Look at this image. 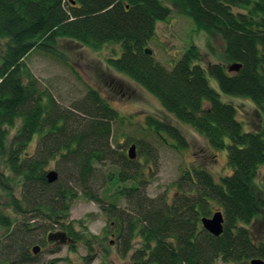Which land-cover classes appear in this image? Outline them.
<instances>
[{
  "label": "trees",
  "instance_id": "trees-1",
  "mask_svg": "<svg viewBox=\"0 0 264 264\" xmlns=\"http://www.w3.org/2000/svg\"><path fill=\"white\" fill-rule=\"evenodd\" d=\"M167 1L178 4L197 29L220 35L227 63L240 64V71L233 74L221 64L204 68L195 48L172 70L147 54L157 23L172 16ZM63 39L95 48L119 46L110 66L156 96L168 113L200 132L213 149L226 151L233 175L217 182L209 171L194 166L183 172L171 203L146 196L149 171L113 148L112 124L118 116L101 95L92 90L66 108L40 90L25 63L34 51L59 57L56 47ZM0 40L7 41L0 65V152L6 151L16 130L7 164L22 179L24 204L18 198L10 201L22 220L0 214L6 231L0 238V263H32L30 246L38 225L32 221H50L46 230H56L53 217L69 209L79 191L113 217L119 253H132L134 264H214L219 259L250 264L264 258L263 243L248 228L264 209L253 186L264 165V0H0ZM222 94L251 100L263 120L261 127L246 130L236 106L224 103ZM147 126L165 142L168 136L178 148L187 147L175 126L152 117ZM35 138L37 147L30 153ZM146 155L157 164L155 147L149 145ZM52 163L59 179L51 184L47 175ZM105 163L113 170L101 174L98 168ZM5 184L0 173L3 190ZM101 188L110 200L98 195ZM122 201L125 207H119ZM214 203L225 221L220 236L202 223ZM67 232L72 245L84 241L90 248L98 240H86L73 229Z\"/></svg>",
  "mask_w": 264,
  "mask_h": 264
},
{
  "label": "rangeland",
  "instance_id": "rangeland-1",
  "mask_svg": "<svg viewBox=\"0 0 264 264\" xmlns=\"http://www.w3.org/2000/svg\"><path fill=\"white\" fill-rule=\"evenodd\" d=\"M167 5L173 10L172 16L167 21L157 23L156 34L147 44V49L152 51L151 56L156 62L167 70H172L187 51L195 48L200 55L198 63L204 68L215 64L228 67L233 65L227 63L226 44L220 35L197 29L193 20L182 14L178 4L167 1ZM6 44V40H0V65L6 58ZM56 50L60 54L59 57L34 51L25 59L41 86L40 90L49 92L66 108H71L73 104L83 100L90 91L98 92L118 116L112 124L113 148L119 147L120 151L129 157V150L135 145L137 166L141 169L145 165L146 171H149L147 183L143 186L146 196L164 197L171 203L177 195V183L181 180L183 172L191 170L194 166L209 171L217 182L233 175L226 151L213 149L200 132L168 113L156 96L110 66L109 59L118 55L119 46L95 48L63 39L57 43ZM208 79L212 87L220 91L216 81L210 76ZM222 101L236 106L238 119L246 123V130L261 127L263 120L256 113L257 108L251 100L222 94ZM150 117L175 126L185 138L187 147L178 148V143L168 136H165L168 143L160 139L147 126V119ZM15 133L16 130H13L9 135L6 151L0 152V173L6 178L3 187L6 189L3 190L0 186V214L22 220V216H17L16 209L10 204L14 198H18V203L24 206L21 200L22 179L11 174L7 164ZM149 145L158 151L157 164L147 161ZM36 147L37 138L29 148L30 153H33ZM98 169L101 174L113 170L107 163ZM48 170H56L55 163H52ZM253 186L257 197L264 201V165L260 166ZM104 189L101 188L98 195L104 200H110L111 195L105 194ZM78 196V199L70 201L69 209L53 217L54 222L51 224L56 230H46L50 221H32L38 225L34 227L36 237L30 250L35 246H40L41 249L37 254L32 252L34 260L30 264H134L132 253L127 257L119 253V229L114 224L113 217L104 211L101 204L87 199L83 191H79ZM219 206L217 203L213 204L210 217L217 211H222ZM119 207H125L123 201ZM261 213L248 228L252 237L258 242L261 240L264 245V209ZM224 224L225 221L223 227ZM69 229H73L78 235L81 234L86 240H93L94 237L98 240H93L90 248L84 241L74 245L54 246L47 240L50 233ZM4 233L6 231L0 226V238ZM87 258H90V261H87ZM15 263L11 261L8 264ZM214 264L233 263L219 259Z\"/></svg>",
  "mask_w": 264,
  "mask_h": 264
},
{
  "label": "water",
  "instance_id": "water-1",
  "mask_svg": "<svg viewBox=\"0 0 264 264\" xmlns=\"http://www.w3.org/2000/svg\"><path fill=\"white\" fill-rule=\"evenodd\" d=\"M146 53L151 55L152 51L150 49H146ZM240 64H233L231 67H228L229 72H239L241 69ZM136 146L133 145L129 150V157L131 160H135L137 157L136 153ZM47 179L49 183H54L59 179V174L53 170L50 171L47 175ZM203 227L205 230L210 232L211 234L215 236H220L223 232V223H224V216L222 212L215 213L212 217L209 218H203L202 219ZM47 240L49 242H54L59 245H65L68 243H72L73 241L68 237L67 233L64 232H58V233H50L47 237ZM40 246H35L33 251L35 254H37L40 251ZM250 264H264L263 259H253L251 260Z\"/></svg>",
  "mask_w": 264,
  "mask_h": 264
},
{
  "label": "flooded vegetation",
  "instance_id": "flooded-vegetation-1",
  "mask_svg": "<svg viewBox=\"0 0 264 264\" xmlns=\"http://www.w3.org/2000/svg\"><path fill=\"white\" fill-rule=\"evenodd\" d=\"M58 232H64V233H67L68 234V232L67 231H57V232H53V233H58ZM50 243H52V245H54V246H59V244H57V243H54V242H50ZM70 243H68V244H65V245H69ZM64 245V246H65ZM61 246H63V245H61Z\"/></svg>",
  "mask_w": 264,
  "mask_h": 264
}]
</instances>
